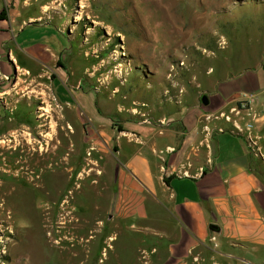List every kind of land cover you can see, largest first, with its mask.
<instances>
[{"label":"rangeland","instance_id":"obj_1","mask_svg":"<svg viewBox=\"0 0 264 264\" xmlns=\"http://www.w3.org/2000/svg\"><path fill=\"white\" fill-rule=\"evenodd\" d=\"M263 65L264 0H0V138L20 129L46 152L44 190L14 162L0 177V264H167L153 223L115 214L119 137L195 103L221 116V97L264 85Z\"/></svg>","mask_w":264,"mask_h":264},{"label":"crops","instance_id":"obj_2","mask_svg":"<svg viewBox=\"0 0 264 264\" xmlns=\"http://www.w3.org/2000/svg\"><path fill=\"white\" fill-rule=\"evenodd\" d=\"M255 81L249 96L221 97V116L195 103L177 122L141 124L119 137L115 214L153 223L169 242L167 264L200 254L222 264L264 261V85ZM230 113L233 124L222 116Z\"/></svg>","mask_w":264,"mask_h":264},{"label":"bare ground","instance_id":"obj_3","mask_svg":"<svg viewBox=\"0 0 264 264\" xmlns=\"http://www.w3.org/2000/svg\"><path fill=\"white\" fill-rule=\"evenodd\" d=\"M160 25V24H159ZM152 29V28H151ZM34 74L31 71L26 70L25 73H22V77L31 78ZM45 75L37 76L38 79H43ZM37 81V79H36ZM45 81V80H44ZM38 82V81H37ZM35 83V82H34ZM45 83V82H44ZM22 83L20 82L19 85ZM18 85V86H19ZM28 95V94H27ZM26 97V96H25ZM21 100H24L23 97H18ZM7 128V127H6ZM24 132L22 130H10L8 131V135L0 138V177L8 179L12 175L11 164L12 162L15 165L20 167L21 176L26 177L27 180L35 187H41V175H37L36 169L41 166L43 163V157L46 152H40L36 147L35 141H24ZM52 136V135H51ZM9 138V139H8ZM11 139V140H10ZM50 141V140H49ZM52 141V140H51ZM12 144H14L12 146ZM48 145V144H47ZM61 147V146H60ZM56 151L49 150L47 155H50L51 162H53V158H55ZM58 154V153H57ZM45 159V158H44ZM49 160V159H48ZM45 161V160H44ZM47 162V161H46ZM57 163V162H56ZM45 164V163H44ZM53 164V163H52ZM51 164V165H52ZM59 165V164H58ZM51 167V166H50ZM43 168V167H42ZM51 169V168H49ZM53 169H57L56 167ZM32 170V171H31ZM43 170V169H42ZM44 171V170H43ZM41 171V172H43ZM56 171V170H55ZM58 172V170H57ZM55 172V173H57ZM59 173V172H58ZM64 174V173H63ZM67 174V173H65ZM53 175V174H52ZM43 176V175H42ZM59 176V175H58ZM43 179V178H42ZM58 183V182H57ZM61 183V182H60ZM53 184V187H56ZM62 184V183H61ZM59 184V186H62ZM45 186V185H43ZM46 187V186H45ZM42 188V187H41ZM5 189L4 182L0 183V191ZM43 189V188H42ZM44 190V189H43ZM46 191V190H45ZM2 192V191H1ZM41 192V190H40ZM58 192V191H57ZM56 193V192H55ZM51 194V193H50ZM54 194V193H53ZM57 194V193H56ZM47 196V195H46ZM51 196V195H50ZM59 196V195H58ZM48 197V196H47ZM52 198V196H51ZM54 198V197H53ZM57 198V197H56ZM49 199V198H47ZM51 200V199H50ZM53 200V199H52ZM56 200V199H54ZM48 201V200H47ZM66 201V200H65ZM49 202V201H48ZM68 202V201H67ZM65 203V202H64ZM69 203V202H68ZM49 204H51L49 202ZM66 204V203H65ZM67 205V204H66ZM65 205V206H66ZM64 206V205H63ZM53 207V206H52ZM51 207V208H52ZM49 209V208H48ZM45 227V226H44ZM43 227V228H44Z\"/></svg>","mask_w":264,"mask_h":264},{"label":"water","instance_id":"obj_4","mask_svg":"<svg viewBox=\"0 0 264 264\" xmlns=\"http://www.w3.org/2000/svg\"><path fill=\"white\" fill-rule=\"evenodd\" d=\"M263 69H264V65H263ZM201 102L203 104V106H208L210 104V99L208 97V95H204L202 98H201Z\"/></svg>","mask_w":264,"mask_h":264},{"label":"built area","instance_id":"obj_5","mask_svg":"<svg viewBox=\"0 0 264 264\" xmlns=\"http://www.w3.org/2000/svg\"><path fill=\"white\" fill-rule=\"evenodd\" d=\"M222 116L224 117V115H222ZM227 119H229V118L227 117ZM234 126L240 130V127H239L237 124H235ZM246 128H247V130H249V129H250V127H249V126H247ZM249 138L251 139V137H250V136H249ZM254 144H255V143H254Z\"/></svg>","mask_w":264,"mask_h":264}]
</instances>
